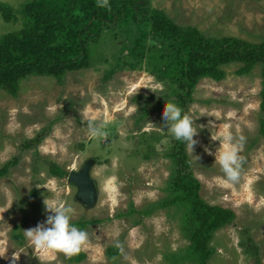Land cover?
Masks as SVG:
<instances>
[{
	"label": "rangeland",
	"instance_id": "rangeland-1",
	"mask_svg": "<svg viewBox=\"0 0 264 264\" xmlns=\"http://www.w3.org/2000/svg\"><path fill=\"white\" fill-rule=\"evenodd\" d=\"M27 1L0 3L15 11ZM146 3L177 26L194 28L208 39L234 38L250 45L264 40V0ZM15 13L17 21L12 22L0 15V37L22 29V17ZM134 31L133 24L116 27L91 42V68L69 72L62 81L31 76L21 81L15 95L0 89V172L10 164L0 177V264H176L186 257L191 244L189 233L182 228L184 209L156 208L171 196L176 167L166 155L173 148L176 153L183 148L189 173L199 184V198L235 215L207 243L212 250L207 264H257L255 255L264 264V141L258 123L261 66L243 77L236 74L241 64L224 66V79L201 80L183 109L175 95L161 92L165 85L155 76L170 72L164 60L169 44L148 39L135 57L138 68L122 63L132 60L125 48L130 37L135 40ZM120 48L124 54L117 62ZM147 97L151 109L146 118L137 119L139 105ZM169 102L193 120L197 135L192 153L186 142L176 141L166 132V126L161 131V112ZM85 112L97 118V125L109 121L105 138H89ZM226 126L237 138L245 137L239 153L243 158L240 178L235 183L225 182L214 161L219 142L211 137ZM89 160L95 162L91 176L98 190L92 208L76 200L77 190L68 183L69 173L79 171ZM49 163L65 170L67 176L53 177ZM57 200L73 207L71 223L98 221L84 229L88 241L71 257L38 250L24 235L52 214L45 210L44 202ZM143 210L153 212L141 216ZM116 239L123 254L115 246ZM110 247L118 251L116 256H108ZM79 256L80 261L73 259ZM181 261L179 264H197L188 258Z\"/></svg>",
	"mask_w": 264,
	"mask_h": 264
},
{
	"label": "trees",
	"instance_id": "trees-1",
	"mask_svg": "<svg viewBox=\"0 0 264 264\" xmlns=\"http://www.w3.org/2000/svg\"><path fill=\"white\" fill-rule=\"evenodd\" d=\"M109 3L110 10L97 7L96 0H28L19 10H15L22 17L23 27L20 31L0 37V89L15 95L21 81L28 77H54L62 81L69 72L87 70L91 68L88 45L97 42L113 28L133 24L136 37L134 41L130 37L129 47L125 48L128 51L127 57L132 60L122 63L133 70L138 68L135 66V57L148 39L160 42L161 45L169 44L170 49L164 60L170 72L155 76L158 82L165 85L161 92L167 91L171 92L170 95H175V99L181 101L183 109L191 101V93L201 80L224 79V66L241 64L236 74L243 77L250 75L260 65L258 123L259 135L264 141V40L262 44L250 45L234 38L208 39L194 28L177 26L162 11L151 9L146 0H109ZM15 11L10 5L0 3V15L6 22L17 21ZM123 54L120 48L117 62ZM174 88H178L181 93L177 94ZM149 101L147 97L139 105L137 119L147 117L151 109ZM174 149L176 150L173 148L166 155L172 166L176 167L169 188L171 196L156 208L177 206L184 209L182 228L185 233H189L187 236L191 244L186 250V257H180L176 264L185 258L197 264H207L212 252L207 243L216 231L229 226L235 215L229 209L210 206L199 198V184L189 173L188 158L183 148L177 153ZM48 165L53 177L67 176V172L55 163ZM9 167L10 164L4 167L0 177L7 173ZM152 212L143 210L139 214L149 216ZM96 222L98 221H79L72 224L84 230ZM16 239L20 241L22 238L18 235ZM117 254L115 248H109V257ZM255 257L256 263L261 264L258 257ZM73 259L80 261L82 256Z\"/></svg>",
	"mask_w": 264,
	"mask_h": 264
},
{
	"label": "clouds",
	"instance_id": "clouds-1",
	"mask_svg": "<svg viewBox=\"0 0 264 264\" xmlns=\"http://www.w3.org/2000/svg\"><path fill=\"white\" fill-rule=\"evenodd\" d=\"M96 3L97 7L110 10L109 0H96ZM84 116L87 120V133L90 139L99 140L107 136V132L104 129L109 121L105 120L97 125L95 116H90L87 112L84 113ZM161 117L163 120L161 131L165 132L162 129L166 126V132L174 140L186 142L188 149L192 153L193 146L196 144L194 136L197 135V129L193 127V120L187 114H184L177 104L172 102L164 103ZM211 139L219 142V147L214 153V161L219 165L225 182H238L243 162V158L239 153L243 148L245 137L240 135L237 138L226 126ZM44 205L45 210L52 214L47 216L43 224H38L35 228L25 230L26 240L29 241L31 246L41 251L61 252L67 257L79 254L88 241V233L71 223L74 216L73 207L63 200L48 204L44 202ZM118 235L119 232L117 231L115 236L118 237ZM115 246L123 254L124 249L118 239H116Z\"/></svg>",
	"mask_w": 264,
	"mask_h": 264
},
{
	"label": "water",
	"instance_id": "water-1",
	"mask_svg": "<svg viewBox=\"0 0 264 264\" xmlns=\"http://www.w3.org/2000/svg\"><path fill=\"white\" fill-rule=\"evenodd\" d=\"M95 166L93 160L86 162L79 171H71L68 176V183L76 190V200L87 208H92L98 200V190L91 171Z\"/></svg>",
	"mask_w": 264,
	"mask_h": 264
}]
</instances>
